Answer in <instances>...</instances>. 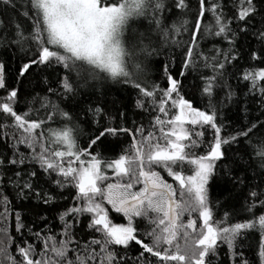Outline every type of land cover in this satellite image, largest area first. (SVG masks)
Listing matches in <instances>:
<instances>
[{
  "label": "snow or ice",
  "instance_id": "1",
  "mask_svg": "<svg viewBox=\"0 0 264 264\" xmlns=\"http://www.w3.org/2000/svg\"><path fill=\"white\" fill-rule=\"evenodd\" d=\"M0 130V264H264V0H0Z\"/></svg>",
  "mask_w": 264,
  "mask_h": 264
},
{
  "label": "trees",
  "instance_id": "2",
  "mask_svg": "<svg viewBox=\"0 0 264 264\" xmlns=\"http://www.w3.org/2000/svg\"><path fill=\"white\" fill-rule=\"evenodd\" d=\"M229 4H231L232 0H228ZM185 39H187V37H185ZM241 44L244 45L245 48H247L248 46V41L245 40L243 37L241 38L240 41ZM209 47L211 46V44L208 45ZM254 46V45H253ZM161 59H163V57H161ZM242 64L245 63V60H241L240 61ZM175 71V69H173ZM156 73H155V69H152L151 72L149 73V77L151 78H155ZM31 82H23L19 87H20V99L18 102L17 107L19 109H24V104L25 101L30 99V93L32 95H35L36 92H40L41 89L43 88V85L40 84L37 80L31 79ZM161 87L165 86V83L163 80H158L157 81ZM184 83L186 85H190L193 83V81L191 80V78H189V80L184 81ZM242 83V82H241ZM233 85L235 87V81H233ZM119 87V86H116ZM34 90V91H33ZM193 92V90L191 88L186 87L185 88V95L186 97L191 94ZM127 97V93H121L119 91H113L112 93L109 94L108 96V100L111 101L113 99H118L120 101V105L118 106H123L125 104H130L131 102V98H126ZM202 107V105H201ZM252 116H256L258 115V111L255 110V106H253V110L250 113ZM228 117L230 119H236V112H235V107L233 106V110L231 112L227 113ZM144 117V114L142 112H140L139 110H135L132 109L129 112V120H137L138 122ZM240 121L244 122V114L241 113L240 114ZM200 129H194V131H198ZM3 131V130H0ZM87 126H85V132H87ZM208 133L205 132V142L207 139ZM234 148L238 147L236 145L233 146ZM21 150H23V146H21ZM0 151H4V144L3 141L0 140ZM107 154H112L111 149L108 151ZM243 162V161H241ZM162 175L165 176L166 179H168L170 182L171 178H168L166 173L162 172ZM45 187H48L47 185H45ZM50 191H55L54 189L49 188ZM69 191H65L63 194L65 196H67L69 194ZM209 194H210V198L213 199L214 201L216 199H220L223 200L225 196H227V185L223 184L222 182H217V181H212L210 182V188H209ZM14 193L12 194V196L14 197ZM11 198V197H10ZM68 201H63L60 200L59 197L57 198V201L54 204L51 205H38L35 201L29 199V200H24V201H19V200H15L14 204L15 207L19 208V210L21 211L22 215L25 218L26 222H31L37 219L36 217V213L39 212L42 215H46L48 217L49 222L51 223H57V221L53 220L54 215L63 209V206L65 205V203H67ZM233 204H235V200L232 201ZM230 209L228 208H222V209H218L217 210V218H220V216H222V212L223 211H229ZM111 218L113 219L114 223H123L125 222L123 220V218L121 216H118L115 213H110ZM220 257L221 260L224 259V253L221 252L220 253Z\"/></svg>",
  "mask_w": 264,
  "mask_h": 264
},
{
  "label": "rangeland",
  "instance_id": "3",
  "mask_svg": "<svg viewBox=\"0 0 264 264\" xmlns=\"http://www.w3.org/2000/svg\"><path fill=\"white\" fill-rule=\"evenodd\" d=\"M170 182V181H169Z\"/></svg>",
  "mask_w": 264,
  "mask_h": 264
}]
</instances>
